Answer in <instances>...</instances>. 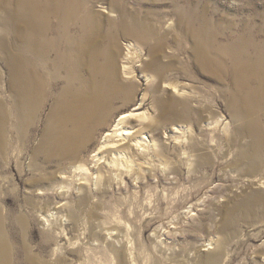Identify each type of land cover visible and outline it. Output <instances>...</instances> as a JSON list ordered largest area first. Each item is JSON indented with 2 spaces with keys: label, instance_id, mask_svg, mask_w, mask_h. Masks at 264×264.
<instances>
[{
  "label": "rangeland",
  "instance_id": "374dc122",
  "mask_svg": "<svg viewBox=\"0 0 264 264\" xmlns=\"http://www.w3.org/2000/svg\"><path fill=\"white\" fill-rule=\"evenodd\" d=\"M90 5L102 17L105 32L110 21L116 23L118 69L125 42L136 45L137 89L123 111L142 103L147 83L143 75L152 73L147 68L151 51L163 43L162 60L172 63L166 76L194 91L193 112L178 121L193 131L190 139L182 136L188 141L177 144L171 132L176 123L163 119L159 130L151 132L175 173L153 168L142 171L138 179L126 173L94 186L80 184L67 169L74 161H66L68 178H62L58 166L35 160L40 123L23 140L15 138L8 123L6 136L0 135V211L17 220L16 264H204L215 247L206 245L218 237L226 242L219 264H264V187L252 185L232 164L239 157L241 122L234 120L230 98L223 91L234 87L215 77L218 66H194L193 42L182 26L193 23L197 31H204L208 56L217 57L241 36L246 44L261 43L264 58V0H93ZM124 11L127 24L121 19ZM124 25L143 28L145 36L137 37L132 30L127 35ZM3 65L0 59L5 72L2 91L9 105ZM154 89L141 110L159 118V111L152 109L155 96L180 97L170 89L153 85ZM105 131L83 152L84 160L91 163ZM7 230L10 234L9 225Z\"/></svg>",
  "mask_w": 264,
  "mask_h": 264
},
{
  "label": "bare ground",
  "instance_id": "6f19581e",
  "mask_svg": "<svg viewBox=\"0 0 264 264\" xmlns=\"http://www.w3.org/2000/svg\"><path fill=\"white\" fill-rule=\"evenodd\" d=\"M92 2L0 0V59L7 69L10 91L8 105L2 91L5 72L0 67V135L6 136L8 123H12L15 138L23 140L29 129L34 124L36 129L40 123L41 140L35 148V160L42 158L44 164H55L62 178H68L67 169L70 170L80 178V184L93 182L97 186L126 173L137 175L138 179L142 171L153 168L165 174L175 173L162 144L151 132L159 130L164 119L176 123L171 132L177 144L188 141L186 137L191 138L192 127L185 129L178 121L193 112L194 91L166 76L172 63L162 60L166 53L161 43L151 51L152 61L147 68L152 73L143 75L147 83L142 103L156 91L153 85L158 90L170 89L180 98L155 96L152 109L159 111V118L152 117L149 110H141L142 103L134 110L123 111L137 89L133 82L136 45L125 42L118 69L121 49L113 33L116 23L110 21L105 32L102 17L91 7ZM121 19L127 24L126 11ZM182 26H186L193 42L194 66L216 65L219 74L215 77H221L219 82L232 83L234 89L223 91L230 98L234 120L241 122L237 128L239 157L232 164L241 176H249L252 185L264 187V58L259 46L262 44H246L238 36L220 51L224 54L208 56L204 31H197L193 23ZM124 29L127 35L132 30L137 37L145 36L141 27L130 30L124 25ZM140 52L142 56L143 50ZM103 129L106 131L90 163L82 158L83 152ZM182 136H186L184 140ZM246 138L250 139L248 143ZM66 161L74 162L65 169ZM18 239L17 220L0 211V264H16ZM225 243L221 237L210 240L206 247H215L204 264H219Z\"/></svg>",
  "mask_w": 264,
  "mask_h": 264
}]
</instances>
